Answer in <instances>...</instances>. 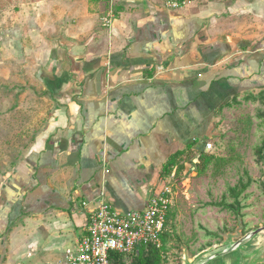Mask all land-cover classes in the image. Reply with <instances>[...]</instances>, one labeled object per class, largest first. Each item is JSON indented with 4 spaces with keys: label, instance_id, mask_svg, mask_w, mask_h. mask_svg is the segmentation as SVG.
I'll use <instances>...</instances> for the list:
<instances>
[{
    "label": "crops",
    "instance_id": "obj_1",
    "mask_svg": "<svg viewBox=\"0 0 264 264\" xmlns=\"http://www.w3.org/2000/svg\"><path fill=\"white\" fill-rule=\"evenodd\" d=\"M46 6L35 75L52 103L0 187V248L18 240L35 264H67L101 200L143 209L175 175L169 159L181 153L184 171L233 98L264 92V0Z\"/></svg>",
    "mask_w": 264,
    "mask_h": 264
},
{
    "label": "rangeland",
    "instance_id": "obj_2",
    "mask_svg": "<svg viewBox=\"0 0 264 264\" xmlns=\"http://www.w3.org/2000/svg\"><path fill=\"white\" fill-rule=\"evenodd\" d=\"M47 1L0 0V187L44 126L52 103L35 75L45 58L33 31L41 34L48 25ZM218 125L207 152L216 160L202 172L187 165L167 183L172 204L164 264H189L240 240L231 264H264V100L241 97L221 110ZM241 184L247 187L236 198L231 188ZM13 243L5 252L1 246L0 264H35L20 255L18 240ZM131 261L125 257L126 264Z\"/></svg>",
    "mask_w": 264,
    "mask_h": 264
},
{
    "label": "built area",
    "instance_id": "obj_3",
    "mask_svg": "<svg viewBox=\"0 0 264 264\" xmlns=\"http://www.w3.org/2000/svg\"><path fill=\"white\" fill-rule=\"evenodd\" d=\"M164 1L168 7L178 8L194 0ZM206 148L212 149V144L207 143ZM171 204L172 191L168 185L141 210L121 211L101 200L89 217L85 233L65 251L66 263L110 264L113 252L126 255L137 245L160 246V235Z\"/></svg>",
    "mask_w": 264,
    "mask_h": 264
},
{
    "label": "trees",
    "instance_id": "obj_4",
    "mask_svg": "<svg viewBox=\"0 0 264 264\" xmlns=\"http://www.w3.org/2000/svg\"><path fill=\"white\" fill-rule=\"evenodd\" d=\"M244 97L248 98H261L262 101L264 100V92L260 91L256 95H245ZM238 99L237 97L232 99V103L236 102ZM181 155H175V157L171 158L168 160L165 168H164V173L167 175L171 173L172 167L176 166V173L175 175H178L181 173V171L184 168V164L181 163L177 160V157ZM216 156L211 153H201L198 156V159L196 162H192L194 165L195 169H197L199 172H202L205 170V168L208 166L210 162L213 160H216ZM188 162V161H187ZM247 184H241L240 187H232L231 192L232 194L237 198L240 194L241 191L246 189ZM170 213L169 210L166 214V219H165V226L167 224V221L169 219ZM165 228V227H164ZM168 234L166 232H162L160 235V241L161 244L160 246L148 244V245H137L135 249L130 252L129 254H120L113 252L110 254V264H126L125 263V257L131 256L132 261L129 264H164L166 262L165 260V254L167 251V240H168ZM136 251V254H135Z\"/></svg>",
    "mask_w": 264,
    "mask_h": 264
},
{
    "label": "water",
    "instance_id": "obj_5",
    "mask_svg": "<svg viewBox=\"0 0 264 264\" xmlns=\"http://www.w3.org/2000/svg\"><path fill=\"white\" fill-rule=\"evenodd\" d=\"M263 228H259L250 232L246 238H251L254 235L261 232ZM243 243V240H240L236 243L229 245L228 247H221L220 249H215L213 251H205L199 257L195 259L194 262L189 264H231L230 258L236 249L240 248V245ZM230 256V257H229Z\"/></svg>",
    "mask_w": 264,
    "mask_h": 264
}]
</instances>
